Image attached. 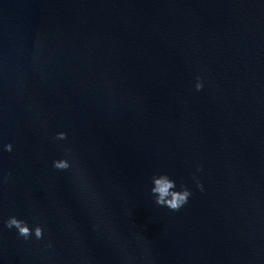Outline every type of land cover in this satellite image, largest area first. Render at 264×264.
<instances>
[{
  "label": "water",
  "instance_id": "1",
  "mask_svg": "<svg viewBox=\"0 0 264 264\" xmlns=\"http://www.w3.org/2000/svg\"><path fill=\"white\" fill-rule=\"evenodd\" d=\"M5 139L0 264H264V0H0Z\"/></svg>",
  "mask_w": 264,
  "mask_h": 264
},
{
  "label": "clouds",
  "instance_id": "2",
  "mask_svg": "<svg viewBox=\"0 0 264 264\" xmlns=\"http://www.w3.org/2000/svg\"><path fill=\"white\" fill-rule=\"evenodd\" d=\"M203 87L204 83L202 77L196 76L194 84L195 90L200 91ZM55 135L60 139L67 138V133L64 131H58ZM12 148L13 144L11 140L5 139L0 142V150L11 151ZM53 167L56 170H66L68 165L53 162ZM196 171H202L201 167L197 166ZM8 179L9 174L7 172H0V183ZM192 179L196 184V188L203 191V185L200 183L198 177L194 175ZM149 183V195L152 197L154 203L170 211H178L183 208L193 194L191 189L185 186V184L180 183L177 185V181L167 172L154 173L150 177ZM2 224L5 228L14 229L17 238H21L24 241L30 239L40 241L45 236V230L40 223H32L30 225L26 220L19 219L15 215H10L6 219H3ZM51 247V241H48V243L44 245L45 249Z\"/></svg>",
  "mask_w": 264,
  "mask_h": 264
}]
</instances>
